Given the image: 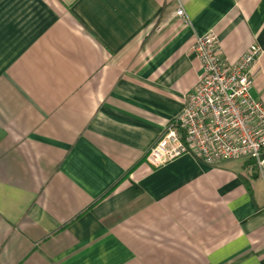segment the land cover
<instances>
[{
  "label": "crops",
  "instance_id": "1",
  "mask_svg": "<svg viewBox=\"0 0 264 264\" xmlns=\"http://www.w3.org/2000/svg\"><path fill=\"white\" fill-rule=\"evenodd\" d=\"M207 33L264 101V0H0V264H264L253 161L145 160Z\"/></svg>",
  "mask_w": 264,
  "mask_h": 264
},
{
  "label": "built area",
  "instance_id": "2",
  "mask_svg": "<svg viewBox=\"0 0 264 264\" xmlns=\"http://www.w3.org/2000/svg\"><path fill=\"white\" fill-rule=\"evenodd\" d=\"M176 15L184 16L183 10ZM201 74L184 98L178 123L169 124L145 160L158 168L183 155L207 165L247 159L264 174V101L251 96L252 68L262 50L250 46L234 63L224 58L213 33L197 36L192 45Z\"/></svg>",
  "mask_w": 264,
  "mask_h": 264
}]
</instances>
